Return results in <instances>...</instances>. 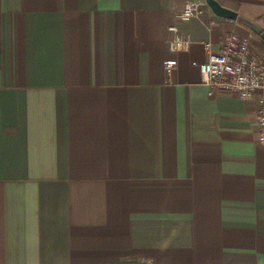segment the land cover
I'll return each mask as SVG.
<instances>
[{
    "label": "crops",
    "instance_id": "0c3cea01",
    "mask_svg": "<svg viewBox=\"0 0 264 264\" xmlns=\"http://www.w3.org/2000/svg\"><path fill=\"white\" fill-rule=\"evenodd\" d=\"M187 1L0 0V264H264L257 106L198 68L264 0Z\"/></svg>",
    "mask_w": 264,
    "mask_h": 264
},
{
    "label": "built area",
    "instance_id": "2783aa9c",
    "mask_svg": "<svg viewBox=\"0 0 264 264\" xmlns=\"http://www.w3.org/2000/svg\"><path fill=\"white\" fill-rule=\"evenodd\" d=\"M202 4L188 0L177 20L199 17ZM170 38L167 48L172 55L163 62L166 77L177 68V55L188 51L190 40L176 25L168 28ZM206 61L199 65L202 83L212 93H229L244 102L257 106L256 126L258 140L264 144V53H253L249 42L232 33L218 51H213L209 43L204 44Z\"/></svg>",
    "mask_w": 264,
    "mask_h": 264
},
{
    "label": "water",
    "instance_id": "95a60500",
    "mask_svg": "<svg viewBox=\"0 0 264 264\" xmlns=\"http://www.w3.org/2000/svg\"><path fill=\"white\" fill-rule=\"evenodd\" d=\"M194 1H197L202 5H206L207 7H209L211 12L219 18L226 20H235L236 18V14L234 12L226 8H223L215 0H194ZM249 27L254 32V34L258 36L261 39V41L264 42V32L253 24H249Z\"/></svg>",
    "mask_w": 264,
    "mask_h": 264
},
{
    "label": "rangeland",
    "instance_id": "374dc122",
    "mask_svg": "<svg viewBox=\"0 0 264 264\" xmlns=\"http://www.w3.org/2000/svg\"><path fill=\"white\" fill-rule=\"evenodd\" d=\"M250 35H251V39L256 40L258 43H262V41L259 40L253 33H251Z\"/></svg>",
    "mask_w": 264,
    "mask_h": 264
}]
</instances>
